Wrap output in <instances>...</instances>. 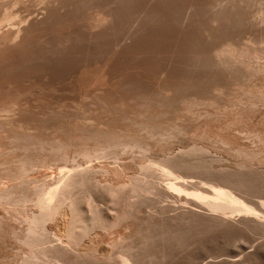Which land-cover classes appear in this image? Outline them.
<instances>
[{"label": "bare ground", "instance_id": "obj_1", "mask_svg": "<svg viewBox=\"0 0 264 264\" xmlns=\"http://www.w3.org/2000/svg\"><path fill=\"white\" fill-rule=\"evenodd\" d=\"M24 1H0V45L19 38L15 43L21 47L25 32L36 25L37 17H31L34 12L23 15ZM77 1L43 0L41 9L54 19L61 7L66 9ZM250 2L148 0L147 8L134 14L131 27L133 34L143 33L158 21L165 24L170 19L180 41L198 32L211 38L224 19L233 15L242 19L241 11ZM202 8H206L203 16ZM252 18L263 33L264 9ZM75 19L78 22L77 15ZM113 19L111 10H97L91 27L108 26ZM2 53L0 49V66L4 67L8 62H3ZM200 54L205 64L222 65L232 79L264 77V49L247 51L226 40L224 46L222 41L208 44ZM23 60L25 64V57ZM159 72L154 75L158 81L171 78ZM208 80L215 83L209 98L182 95L179 102L172 84L156 85L158 88L140 91L138 96L121 87L118 102L120 107L130 108L129 115L119 108L115 114L123 123L103 128L78 125L72 116L56 114L54 131L45 134L36 128L32 132L23 124L28 103L21 102L20 95L0 103V208L8 210L0 216V264H46L45 257L57 264H111L114 255L120 264H160L157 255L171 257L193 244L242 240L250 231L264 237V83L251 82L231 91L216 76ZM17 113L21 119L14 125L17 119L10 118ZM136 113L139 120L124 125ZM7 118L16 127L7 126ZM175 139L188 141L184 153L174 154L166 147L167 141ZM212 151L227 156L232 164L218 166L215 161L221 158L208 156ZM123 155L131 161L120 162ZM97 159L102 161L94 162ZM108 159L117 163L111 165ZM53 163L61 167L55 174L28 178L38 170L35 167ZM247 261L264 264V255Z\"/></svg>", "mask_w": 264, "mask_h": 264}, {"label": "rangeland", "instance_id": "obj_2", "mask_svg": "<svg viewBox=\"0 0 264 264\" xmlns=\"http://www.w3.org/2000/svg\"><path fill=\"white\" fill-rule=\"evenodd\" d=\"M42 1L25 0L22 4L21 10L23 11V15L32 11L34 14L31 17H37L35 20L36 25L32 28L31 32H25L26 40L22 46L16 45L19 38L13 40L10 45L6 43L0 45V49H3L2 58L4 60H2L3 62H8V65H5L4 62V67L2 66L4 69L0 66L2 68L0 70H5L6 67L7 72H9L8 74L6 70L2 71L3 73H7H4V76L0 72L2 77L0 78L4 79L3 81L0 79V85L3 84L0 86V103L16 95H20L21 102L24 100L25 104L28 103L25 105L27 108L26 116H24L27 121L23 123L27 128H25L26 130L30 129V131L36 132L35 130L39 128L38 132L43 133L45 130V134L54 131L58 127L56 121H54L56 114L70 115L78 125L84 124L85 126H89L90 124L92 126L93 124L103 128L120 122L123 123L120 119L118 121L116 114L120 108L127 116L129 115L130 108L120 107L118 98L123 95L120 92L121 87L125 91L131 90V95L138 96V92L140 91L150 92L154 88H158L156 85L168 86V84H172L171 87L175 89V101L179 102L182 95L189 97L196 95L197 98H209L208 96L212 94L210 90L215 84L211 80H208L210 76H216L218 79L228 83L231 91L235 88L245 87L251 82L252 84L264 83V77L261 75L255 76L251 80L232 79V76L228 74L222 65H207L205 64V59L200 54L203 49H206L208 44L221 43L222 41L224 46L226 40L232 42L237 48L247 51L264 49V37H262L264 31L263 33L260 31L261 27L255 25L252 18L255 12L264 9V0H250L249 7L241 11L244 16L242 19L236 15L224 19L213 30L211 38L205 32H201V34L198 32L196 35L187 37L185 41L178 39L180 36L174 24H169L172 21L170 19H167V24L165 23L167 27L160 20L147 31L133 34L134 30L131 25L133 26L135 21L134 14L139 12V9H146L148 0H78L74 2L75 7L73 5L71 7L67 6L66 9L65 7H61L57 15L60 18L57 16L58 19L54 18L57 20L47 17V10L41 9L44 6V2ZM105 2H110V5L106 6ZM56 4L58 5V1H55ZM101 9L111 10L114 19L108 26H103L102 28L95 26V28H92V22H95L97 10ZM205 9H201L202 16L205 13ZM149 10H151V6H149ZM41 11L43 14H38ZM67 11L69 12L67 13ZM76 15L77 21L82 15V18L78 22H75ZM44 17L46 19L43 21ZM41 18L43 19L41 20ZM25 24L27 26L28 22ZM170 27H174L173 30ZM1 32L2 30H0V34ZM63 36L67 37L63 39ZM31 38L33 39L32 44L28 42ZM66 39L69 40L66 42ZM27 42L32 45V52H30V44H27ZM23 45L26 46L24 47ZM33 46L38 47H36L38 54L35 53L37 51L33 50ZM42 47L45 51H43ZM4 50H7V52H4ZM40 50L42 53L45 52V55L48 57L46 58L44 54L45 57H43L42 53L39 54ZM33 51L36 56H34ZM48 51L49 53H46ZM29 54L30 58H28ZM17 55L25 57L26 66L23 58L20 57L18 59ZM12 59L15 61L16 59H18L17 61L22 60V63L19 61L20 64L18 63V66L17 61H12ZM164 59H167V63H165ZM9 60L13 62L10 67ZM184 60L188 64H184ZM20 65L22 66L20 67ZM164 67L167 69H164ZM159 71L166 72L171 78L167 79L168 81H158L154 78V75L158 74ZM112 77L114 78L113 80L111 79ZM176 77L180 78L179 82ZM145 84L148 85L146 86ZM153 84L155 85L153 86ZM29 108L31 113L28 110ZM29 113L33 114L30 115ZM27 114L29 119H27ZM17 115L18 113L13 114L10 118L17 119L15 124L7 118V122H10L7 123V126L19 123L18 119H21V117H18L20 114ZM130 117L132 118L124 120V125H129L130 121H138L140 115L136 113ZM14 125L12 127H16ZM30 126H33V128H30ZM0 135H3V133H0ZM187 143L188 141L186 140L175 139V141H167L166 147L170 152H174V154L184 153L188 148ZM43 156V154H40L39 158L42 159ZM208 156L221 158L215 161L218 166L228 167L232 164L230 158H227V156L223 157V155L213 151ZM2 158L0 157V159ZM119 160L123 163L131 161L128 155H123ZM100 161L102 159H97L94 162ZM107 161L111 165L117 163L111 159ZM36 168L38 170L32 172L28 178H35L46 172L48 174H55L61 167H58L57 163H53L49 167L37 166ZM262 168L264 169V167ZM84 204L87 207L86 203ZM6 212H8L7 209L0 208V216H3ZM58 224L61 227V224ZM247 234V239H242L243 241L233 239L232 241L225 240L224 242L215 243L212 241L202 245L193 244V246L190 245L191 247L178 249L177 253L171 257L169 255H167V258L163 257V255H157L160 261L163 260L162 262L159 261V263L249 264L247 261L249 258L254 255H264V237L252 231ZM251 253H254V255ZM99 257L102 258L103 256ZM44 262L46 264H57L54 259L49 257H45ZM109 262L111 264H120L117 255H114Z\"/></svg>", "mask_w": 264, "mask_h": 264}]
</instances>
